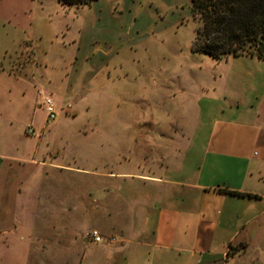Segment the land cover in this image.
<instances>
[{
  "label": "crops",
  "instance_id": "obj_1",
  "mask_svg": "<svg viewBox=\"0 0 264 264\" xmlns=\"http://www.w3.org/2000/svg\"><path fill=\"white\" fill-rule=\"evenodd\" d=\"M30 3L32 0L20 9L19 16L0 14L12 20L19 34L25 33L17 38L20 46L21 40L35 38L34 33H27L33 20ZM51 26L62 51H39L34 45L33 55L40 57L44 53L36 66H43L40 77L46 79L61 113L78 118L81 104L90 100L100 105L111 103L115 98L111 90L118 87L111 63L118 52L106 44L105 48L95 44L98 36L93 26L79 29V22L74 20ZM104 37L109 39L111 35L105 33ZM21 48L14 51L19 63L21 57L28 56V46ZM232 59L234 64L221 92L197 103L193 100L188 111L177 116L192 119L194 122L188 127L174 134L163 130H105L109 150L106 149L108 156L104 161H114L117 155V167L121 169L99 173L93 180L91 194L98 203L97 209L91 214H80L99 222L82 225L78 231L83 234L88 227L98 228L105 238L116 236L117 241L97 243L82 236L77 264H245L243 256L250 248L262 245L264 59ZM27 62L28 59L23 62L24 74L34 79L40 67L27 66ZM0 64V78L4 79L0 81V115L6 111L13 119L20 110L15 95L21 75L15 70L17 64L9 70L4 60ZM124 81H118L121 87ZM121 90L117 94L120 97L131 95ZM199 121H203L202 125ZM151 134L158 137L155 145L148 139ZM118 135L131 137L134 143L128 144L131 139L126 138L118 145L122 149H115L111 142ZM7 157L0 153V259L10 264H49L46 257H32L35 244L11 261L3 256L11 247L6 236H12L17 240L12 243L22 248L28 243L26 236L32 237L35 230V226L26 225L19 218L17 200L37 162L31 160L32 167L26 170L20 163L6 165ZM227 190L257 197L230 194ZM69 211L78 215L68 206L62 212ZM34 214L29 210L26 215ZM251 264L264 262L256 258Z\"/></svg>",
  "mask_w": 264,
  "mask_h": 264
},
{
  "label": "rangeland",
  "instance_id": "obj_2",
  "mask_svg": "<svg viewBox=\"0 0 264 264\" xmlns=\"http://www.w3.org/2000/svg\"><path fill=\"white\" fill-rule=\"evenodd\" d=\"M29 1L0 0L3 12L0 14L19 16L20 9ZM30 5L33 20L27 33H34L35 38L21 40V46L17 38L25 33L19 34L12 20L0 16V60H4L8 70L17 64L15 70L21 75L15 95L20 101L19 113L13 119L6 111L0 115V153L8 156L6 165L20 163L26 170L32 167L31 160L37 162L24 180L17 200L19 218L26 225L35 226V230L30 238L24 231L28 243L22 248L12 243L17 241L12 236H6L11 247L3 256L11 261L35 244L33 258L46 257L51 261L49 264H77L82 236L92 227L86 228L83 234L79 228L99 222L80 214L83 211L91 214L97 209L92 182L99 173L121 169L117 167V155L114 161H104L108 156L106 149L109 150L105 130H163L174 134L188 127L194 121L177 116L188 111L193 100L197 103L204 97L217 96L231 73L234 60L232 57L217 59L193 49L198 21L190 0H100L91 5L72 6L62 5L60 0H32ZM71 20L79 22V29L93 26L98 36L95 44L100 48L106 44L111 51L118 52L111 63V74L118 87L111 90L115 98L109 104L90 100L80 105L78 118L60 111L55 120H47L39 90L54 100L55 95L46 79L40 77L44 68L36 65L44 53L34 56V45L39 51H62L63 46L53 37L51 25ZM105 33L111 37L105 39ZM24 45L28 46L25 51L28 56L21 57L19 63L14 51L22 50ZM5 51H8L6 56ZM26 59L27 66L40 67L34 79L24 74L22 66ZM121 78L125 80L123 87L118 82ZM121 89L131 95L120 97L117 94ZM199 123L202 125L203 121ZM28 126L34 133L27 132ZM126 138L131 139L128 144L134 143L131 137L118 135L116 146L111 142L113 148L118 149ZM157 138L153 134L148 137L153 145ZM66 206L78 215L71 211L63 213ZM29 210L35 213L31 217L26 215ZM256 258L264 262V242L250 248L243 262L251 264ZM0 264L10 263L0 259Z\"/></svg>",
  "mask_w": 264,
  "mask_h": 264
},
{
  "label": "trees",
  "instance_id": "obj_3",
  "mask_svg": "<svg viewBox=\"0 0 264 264\" xmlns=\"http://www.w3.org/2000/svg\"><path fill=\"white\" fill-rule=\"evenodd\" d=\"M96 0H60L64 6ZM198 21L193 49L214 58L249 56L264 59V0H190ZM230 194H255L227 190Z\"/></svg>",
  "mask_w": 264,
  "mask_h": 264
},
{
  "label": "built area",
  "instance_id": "obj_4",
  "mask_svg": "<svg viewBox=\"0 0 264 264\" xmlns=\"http://www.w3.org/2000/svg\"><path fill=\"white\" fill-rule=\"evenodd\" d=\"M40 94L43 96V106L46 111L47 120H55L60 112L55 100L50 96L43 95V92H40ZM27 132L34 133V130L30 126H28ZM86 237L97 243L103 242L105 240H108L110 242L117 241L116 236H111L106 239L97 228L88 230L86 233Z\"/></svg>",
  "mask_w": 264,
  "mask_h": 264
}]
</instances>
